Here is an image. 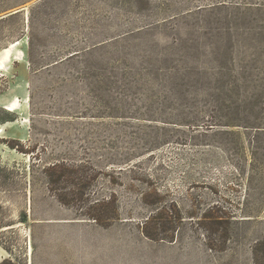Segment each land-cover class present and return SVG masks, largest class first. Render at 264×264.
I'll use <instances>...</instances> for the list:
<instances>
[{
  "label": "rangeland",
  "instance_id": "rangeland-1",
  "mask_svg": "<svg viewBox=\"0 0 264 264\" xmlns=\"http://www.w3.org/2000/svg\"><path fill=\"white\" fill-rule=\"evenodd\" d=\"M16 41L0 264H256L264 0H0Z\"/></svg>",
  "mask_w": 264,
  "mask_h": 264
},
{
  "label": "bare ground",
  "instance_id": "bare-ground-1",
  "mask_svg": "<svg viewBox=\"0 0 264 264\" xmlns=\"http://www.w3.org/2000/svg\"><path fill=\"white\" fill-rule=\"evenodd\" d=\"M22 45L21 41L12 43L9 47L5 48L0 52V72H7L12 62H23V54L17 53V48ZM8 111L18 112L20 111V104L17 99L12 100L8 105L5 106Z\"/></svg>",
  "mask_w": 264,
  "mask_h": 264
},
{
  "label": "trees",
  "instance_id": "trees-1",
  "mask_svg": "<svg viewBox=\"0 0 264 264\" xmlns=\"http://www.w3.org/2000/svg\"><path fill=\"white\" fill-rule=\"evenodd\" d=\"M186 56V55H185ZM150 57H156L157 59H162V58H165V59H170L172 58V54H170V52H167V51H164V52H160V53H151L149 54V58ZM214 119H216L215 116H212L210 115L206 120L207 122L209 123H212L214 122ZM200 119H196L194 121L198 122ZM101 219V214L100 212H97L96 213V216L94 218V220H96L97 222H99ZM115 217H110L109 218V222L111 220H114ZM254 259H255V263L256 264H264V238L262 240H259L256 244V247L254 249Z\"/></svg>",
  "mask_w": 264,
  "mask_h": 264
},
{
  "label": "crops",
  "instance_id": "crops-1",
  "mask_svg": "<svg viewBox=\"0 0 264 264\" xmlns=\"http://www.w3.org/2000/svg\"><path fill=\"white\" fill-rule=\"evenodd\" d=\"M6 48H7V47H6ZM4 49H5V48H4ZM4 49H2V50H4ZM2 50H1V51H2ZM1 51H0V52H1Z\"/></svg>",
  "mask_w": 264,
  "mask_h": 264
},
{
  "label": "water",
  "instance_id": "water-1",
  "mask_svg": "<svg viewBox=\"0 0 264 264\" xmlns=\"http://www.w3.org/2000/svg\"><path fill=\"white\" fill-rule=\"evenodd\" d=\"M18 11V10H17Z\"/></svg>",
  "mask_w": 264,
  "mask_h": 264
}]
</instances>
